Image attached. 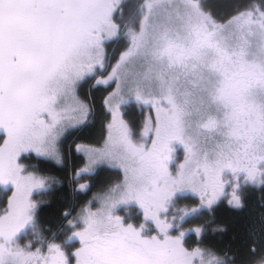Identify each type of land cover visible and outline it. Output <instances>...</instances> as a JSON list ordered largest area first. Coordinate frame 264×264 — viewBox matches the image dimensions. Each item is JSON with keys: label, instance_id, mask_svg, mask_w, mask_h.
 <instances>
[{"label": "snow or ice", "instance_id": "obj_1", "mask_svg": "<svg viewBox=\"0 0 264 264\" xmlns=\"http://www.w3.org/2000/svg\"><path fill=\"white\" fill-rule=\"evenodd\" d=\"M34 159L86 197L50 235ZM243 185L264 187V0H0V264H228L183 222Z\"/></svg>", "mask_w": 264, "mask_h": 264}, {"label": "trees", "instance_id": "obj_2", "mask_svg": "<svg viewBox=\"0 0 264 264\" xmlns=\"http://www.w3.org/2000/svg\"><path fill=\"white\" fill-rule=\"evenodd\" d=\"M245 2L246 0H208L210 5H230ZM95 102L99 109V93L96 94ZM100 127L101 121L97 118L93 126L96 134L99 133ZM73 139L69 138L64 142L65 152H67L68 145L72 143ZM73 159L74 163H78L79 154L74 153ZM32 162L38 171L52 178L50 189L34 195L35 199L44 201L40 205L37 227L45 235H50V230L58 229L63 223L61 213L66 208H75L86 197L82 193L72 191L73 181L69 177L66 166L58 165L50 160L34 159ZM85 179H90L93 190H97L107 183L111 176L107 172H100L91 177H85ZM242 194L244 206L240 209L230 207L226 197H222L211 210L201 208L197 213L186 217L183 222L185 228L194 224L203 225L204 233L200 242L228 261V264H244V262L251 264V261L260 254L259 248L256 253H250L249 248L253 243L259 245L260 230L264 227V187L243 185ZM6 195L0 199V206H2ZM185 201L188 204L194 203V201L188 202L186 198L182 199V203L181 200L177 203L183 204ZM131 215L135 221L140 220L139 211L134 213V210H131ZM63 235L62 232L58 233V238L62 239ZM186 239L190 244H194L197 238L193 232H189Z\"/></svg>", "mask_w": 264, "mask_h": 264}, {"label": "rangeland", "instance_id": "obj_3", "mask_svg": "<svg viewBox=\"0 0 264 264\" xmlns=\"http://www.w3.org/2000/svg\"><path fill=\"white\" fill-rule=\"evenodd\" d=\"M135 115H136V118L138 119V118H139V109H138V108L136 109ZM63 148H64V144H63ZM43 174H44V173H43ZM45 175H46V174H45ZM46 176L50 177L49 175H46ZM3 195H6V192H5L4 190L0 189V199L4 197ZM182 199H185V198H182ZM182 199H181V203H182ZM186 199H188V202H190V201H194V198H192L191 196H189V197L186 198ZM183 201H184V200H183ZM186 204H187V205H186ZM190 205L192 206V203H191V204H188V203L185 201L183 204H178V203H177L176 207H177V208H183V207H185V206H189V207H190ZM132 210H134V213H138V210H137L136 208H133ZM139 213H140V212H139ZM140 218H141V214H140ZM137 222H138V221H137ZM27 238L30 239V238H31V235L29 234V236H28Z\"/></svg>", "mask_w": 264, "mask_h": 264}]
</instances>
